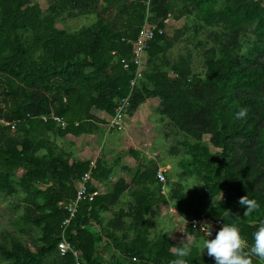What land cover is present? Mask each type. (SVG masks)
<instances>
[{"label": "trees", "instance_id": "1", "mask_svg": "<svg viewBox=\"0 0 264 264\" xmlns=\"http://www.w3.org/2000/svg\"><path fill=\"white\" fill-rule=\"evenodd\" d=\"M77 16L91 22L76 30L58 27ZM182 17H194L197 28L211 27L216 38L204 57V75L193 73L188 56L168 57L181 34L169 37L165 21ZM146 22L164 31L156 30L149 42L147 68L131 88L132 42ZM122 58L129 61L126 69ZM128 95L131 116L147 99L159 100V136L151 150L157 153L173 135L174 143L164 150L180 156V170L175 180L164 172V194L158 162L130 148L144 169L128 183L119 180L112 192L82 201L66 228L68 241L81 251V264H172L184 246L191 249L184 264H214L201 250L205 238L190 223L202 215L236 224L252 243L264 222V0H52L46 7L42 0H0V195L22 194L20 221L35 230V250L0 236L5 264L77 263L73 254L58 252L69 216L59 202L75 197L91 162L56 138L100 131L106 122L101 112L113 115ZM51 114L66 126L42 118ZM103 160H95L90 191L99 190L94 178L111 171ZM126 189L132 206L102 222L100 212L112 209ZM246 195L257 204L248 216L238 203ZM160 202L176 209L186 240L168 232L150 237L149 214ZM129 230L133 235L127 239ZM104 238L118 252L109 262L97 252ZM252 264L264 262L253 258Z\"/></svg>", "mask_w": 264, "mask_h": 264}, {"label": "rangeland", "instance_id": "2", "mask_svg": "<svg viewBox=\"0 0 264 264\" xmlns=\"http://www.w3.org/2000/svg\"><path fill=\"white\" fill-rule=\"evenodd\" d=\"M42 1L44 2L45 7L52 2V0ZM173 2L177 4L178 2L180 3V0H173ZM111 17H113L112 14ZM195 21L194 17H182L180 19L170 18L165 22V31L169 37L172 39L173 37L179 38L181 34V38L175 41L174 45L168 49L167 54L172 61L178 60L182 55L188 56L190 58L193 73L201 76L204 75L205 72L204 57L208 54L206 51L210 48L213 44V40L216 38L211 27H205L202 29L197 28ZM89 22L85 20L84 16H77L67 19L66 21L59 22L58 27L65 28L67 30H76ZM200 41L202 43H199ZM155 108H150L142 113V121H144L141 122L142 124H145L143 130H149L150 132L153 131V136H156L147 146L145 154L147 159H152V161L156 160L158 162L161 169L166 173L167 179L169 177L170 179L175 180L177 178V172L180 170L178 165L180 156L178 154H169V152L166 153L164 150L166 147L171 146L174 143L175 137L172 135L168 138V140L163 139L164 146L157 150L156 155H154L151 150L153 142L159 136L158 131L155 128L158 125L156 124L158 123L156 121L158 115L155 112ZM130 117L131 115L128 114V119L125 122V128L127 125H131L134 122V120ZM125 128L121 131H118L117 129H113V131H111L108 130L106 122L101 123L100 131H97L94 134H85L80 142H78L79 147L76 150V153L80 159L90 160V162L96 160L97 158L104 159V163L111 170L110 172L108 171L104 177H102L103 179H93V182L100 189L101 193L112 192L115 184L119 180H124L125 183L130 182L136 173V170L140 167L142 168L143 166L142 160L136 158L137 161L141 162L139 163V166H137L134 161L130 162L128 160L129 157L132 156L129 153L130 148L135 150L137 149L125 141ZM67 136L62 139L56 138L63 148L64 146H68L70 143ZM204 139L209 141V135L205 134ZM163 162H165V164ZM130 163L133 164V166H130ZM103 180L106 181L104 182ZM188 180L190 183L193 182L192 179ZM101 184L103 185L102 187ZM22 203V194H19L17 198L4 197L0 195V236L6 243H9L10 239L15 238L23 241L35 250V246L33 244L34 237L32 236V233H35V230L32 225L30 226L33 229L29 225H25L19 218L23 210ZM132 203V193L129 189H126L121 194L118 202L112 207V209L100 212L101 221L105 222L108 220L120 208L128 210L132 206ZM171 207L172 206L169 203L166 204L160 202L151 210L149 215L153 225L150 237L153 239L156 238L160 232H168L178 241H184L188 238V233L183 228L182 218L173 213L171 211ZM127 220V218L124 219L125 223H127ZM22 230L25 231L22 232ZM120 234H122V232H120ZM132 235V231L129 230L126 235L127 239L131 238ZM97 252L103 262L111 261L118 253L110 241L106 238L102 239L97 245ZM5 263V260L0 256V264ZM44 264H51V260L46 259Z\"/></svg>", "mask_w": 264, "mask_h": 264}, {"label": "built area", "instance_id": "3", "mask_svg": "<svg viewBox=\"0 0 264 264\" xmlns=\"http://www.w3.org/2000/svg\"><path fill=\"white\" fill-rule=\"evenodd\" d=\"M166 22V21H165ZM158 30L159 32H163L164 29L157 28L156 24L146 22L143 27L141 28L139 34L137 35L136 39L133 40V61L136 65V70L134 73L133 78L130 81L131 88L134 87L138 80L143 77L144 71L147 68V48L149 42L154 38L155 32ZM121 63L123 67L126 69L129 67V61L126 58L121 59ZM130 104L129 95L123 97L118 106L115 109V113L110 115L108 113H101V117L106 120V125L108 130L117 129L121 131L125 128V122L128 119V108ZM44 120L52 118L57 123H59L62 127L66 126V122L63 120L62 117L56 116L51 114L50 116H42ZM5 124H9L4 120H1ZM156 155V153H154ZM150 157V156H149ZM95 160L92 161L89 165V169L83 173V175L79 178L77 187H76V195L74 198L69 200H62L59 202V206L66 210L69 214L68 218L63 221V230L61 235V240L58 243V252L60 256H65L69 253L73 254L77 259L76 264H81V251L77 250L67 239L66 237V228L70 224V222L76 217L78 212V208L82 201L89 200L93 201L94 198L100 193V191L89 190V183L92 181V170L95 168ZM157 177L159 178L160 182L163 183L162 186V193L166 194V176L164 171L159 168L157 172ZM171 211L177 214V211L174 207H171ZM191 226L199 230L200 234L207 238L206 234L210 231L211 236L210 238H214L216 233L219 231L224 224H226L222 219H215L208 217L206 215H202L200 217H195L191 220Z\"/></svg>", "mask_w": 264, "mask_h": 264}, {"label": "clouds", "instance_id": "4", "mask_svg": "<svg viewBox=\"0 0 264 264\" xmlns=\"http://www.w3.org/2000/svg\"><path fill=\"white\" fill-rule=\"evenodd\" d=\"M244 113L241 111L238 116ZM238 203L244 207V216H248L257 208L254 200L248 199L247 195L240 197ZM202 241L201 250L211 257L214 264H252L253 258L264 262V222L252 234V243L249 245L245 237L240 233L236 224H224L214 238H210L211 232ZM190 246H184L176 253L178 259L172 264H184L182 258L190 254Z\"/></svg>", "mask_w": 264, "mask_h": 264}, {"label": "crops", "instance_id": "5", "mask_svg": "<svg viewBox=\"0 0 264 264\" xmlns=\"http://www.w3.org/2000/svg\"><path fill=\"white\" fill-rule=\"evenodd\" d=\"M158 103H159V100L157 98H149L145 102L140 104L138 109L136 110V112L130 117L134 120L133 124L127 125V127L125 128V131H124L125 141H127L129 143V145L135 147L137 150L140 149V150L146 151L147 146L156 137V136H153V133H152L153 131L150 132L149 130H143V127H145V124H142V122L144 121V120L142 121V115H143L142 113L145 112L146 110L150 109V108L157 107ZM111 131H113V130H111ZM68 135L69 136H67V138L69 139L70 143L68 146H64V149L67 151L69 149H72L74 151V155L77 156L76 150L79 147L78 142H80V140L82 139V137L85 134H82L81 137L80 136L75 137V136H72L71 134H68ZM132 144H134V145H132ZM128 160L130 162L134 161V163H136V165L139 166V161H137L136 158L130 156ZM163 163L165 164V162H163ZM130 166H133V164L130 163ZM144 167L145 166L143 165L142 168L144 169ZM102 186L103 185L101 184V187ZM99 191H100V189H99ZM101 191H102V189H101Z\"/></svg>", "mask_w": 264, "mask_h": 264}]
</instances>
